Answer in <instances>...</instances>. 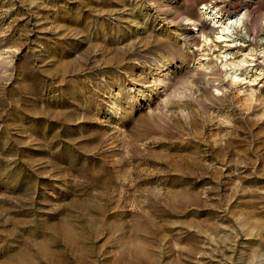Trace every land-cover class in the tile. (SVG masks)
Returning a JSON list of instances; mask_svg holds the SVG:
<instances>
[{
  "label": "rangeland",
  "instance_id": "1",
  "mask_svg": "<svg viewBox=\"0 0 264 264\" xmlns=\"http://www.w3.org/2000/svg\"><path fill=\"white\" fill-rule=\"evenodd\" d=\"M165 3L0 0V264H264V0Z\"/></svg>",
  "mask_w": 264,
  "mask_h": 264
},
{
  "label": "bare ground",
  "instance_id": "2",
  "mask_svg": "<svg viewBox=\"0 0 264 264\" xmlns=\"http://www.w3.org/2000/svg\"><path fill=\"white\" fill-rule=\"evenodd\" d=\"M168 3L164 4L166 6V12H169L171 14L173 13H176V9L173 8L174 5H172V2L174 3V0H167ZM211 4V3H210ZM200 13H201V17L208 23V25L210 26L208 30H213V37H214V41L215 44L216 43H219V42H227L230 44V42L228 41L227 36L230 32L232 33L233 31H235L236 29H238L239 27L241 26H244L243 29L245 30L246 33H249L250 30H254L257 28V20H254L252 22V26H251V29L248 28L247 24H246V14L245 12L241 13V14H237V15H234L232 17H229V18H225L224 17V12L223 10L221 11L219 9L218 6H209L208 3H202L201 7H200ZM236 13V12H235ZM227 15V13L225 14ZM195 22L196 20L195 19H192V18H186V23H190L192 25H195ZM192 30L196 29L195 26H193V28H191ZM202 32V39H203V43L204 45L206 46L209 42V44H211V40L210 38H208L207 34H205L206 32H204V27L201 25L197 30H199ZM206 29V30H207ZM241 29V28H240ZM242 30V29H241ZM239 32V31H238ZM236 33V32H235ZM245 35V34H244ZM212 39V38H211ZM230 40V39H229ZM214 44V45H215ZM228 44V45H229ZM203 45V46H204ZM217 45V44H216ZM201 46V45H200ZM198 50V48H197ZM264 51V50H263ZM233 61V60H232ZM230 61L229 63L225 62L222 64V67L224 68V74H225V77L229 74H231L233 80L236 78H239V76H237V73L236 71H238L239 68L236 67L235 63ZM245 61V60H244ZM242 62V61H241ZM240 66V65H239ZM230 77V78H231ZM239 80V79H237ZM156 81L157 82H161L162 79L160 76H158L156 78ZM187 86L185 87L184 90H182L179 94H183L185 93V90H187Z\"/></svg>",
  "mask_w": 264,
  "mask_h": 264
}]
</instances>
